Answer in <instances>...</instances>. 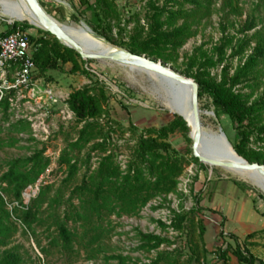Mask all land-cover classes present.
Returning a JSON list of instances; mask_svg holds the SVG:
<instances>
[{
  "label": "rangeland",
  "instance_id": "obj_1",
  "mask_svg": "<svg viewBox=\"0 0 264 264\" xmlns=\"http://www.w3.org/2000/svg\"><path fill=\"white\" fill-rule=\"evenodd\" d=\"M38 1L50 15L62 23L78 25L80 20L84 21L107 45L127 48L125 42L130 36L140 37L144 32V27L141 26H144L147 0H111L116 14L108 17L103 16L95 0ZM161 1L157 0L158 3ZM205 2L206 5L193 17H188L194 22V33L174 51L164 52L165 58H158L177 72L183 73L181 70L185 55L194 46L202 44L203 48L210 47L220 36L221 26L224 27V32L240 34L237 28L245 20L251 19L254 25L245 32L254 33L264 40V0ZM4 19L7 17L0 14L1 29L6 25ZM15 21L29 24L27 21ZM30 25L32 26L26 27L32 30L34 36L41 34L38 30L41 28ZM228 52L229 49L226 53ZM227 60L232 66L237 63L235 57ZM78 65L79 69H71V64L65 62L38 75L54 89L59 98L86 84L100 85L104 89L108 94L110 117L124 128L111 133L110 145L122 167L132 152L135 136L143 128L166 123L177 113L165 106L163 92L156 85L154 77L142 70L107 58L79 57ZM219 67L217 65L213 71H218ZM256 67L255 78L248 81L251 86L241 88L244 93L251 92L250 98L264 88V59ZM197 107L202 113L213 112V116L202 117L201 122L215 132L220 127L232 146V142L238 138L234 123L227 114L214 107L207 90L197 88ZM12 111L9 107L0 105V172L5 169L6 160L27 155L33 149L44 146L43 153L48 156V163L35 182L22 190L21 202L28 204L39 184H51L38 208L37 214L41 216V222L31 223L33 231L10 214L9 219L13 222L14 229L1 248L13 247L24 264H115V256L118 255L122 257L124 264H141L148 262L161 249L169 250L170 255L176 257L175 264H195L190 250L194 244L198 247L200 261L204 264H218V247L226 244L233 246L232 236L251 250L254 256L258 255L260 258L255 256L257 259L264 260V194L233 172L221 166L209 165L195 157L191 151L187 126L184 133L176 129L166 137L183 164L177 176L175 191L168 192L165 197L153 196L134 213H105L99 218L92 215L87 222H71L68 219L67 225L75 231L71 247L62 249L59 245L52 244L50 238L56 233L52 215L62 216L63 203H50V197L58 187L60 196L64 199L71 186L79 182L85 168L81 160L84 149L76 153V173L64 183V166L58 167L56 159L60 148L75 136L74 116L65 121L59 111L43 115L36 112V117L33 118L35 121H32L33 130L29 123L27 127L18 129V126L10 127L18 119ZM42 129L46 133L45 138ZM12 138L15 140L8 144ZM257 144L250 143L252 147ZM95 160L96 155H92L90 168L95 166ZM3 199L8 210L12 205L20 206L11 196L3 195ZM73 202L76 203V198H73ZM175 212H184L180 230L174 228L179 219ZM254 218H259L263 223L256 225ZM148 234L165 236L171 242H163L156 248H151L149 245L152 241L145 239ZM201 248H205V251L202 252ZM225 264L241 263L230 254Z\"/></svg>",
  "mask_w": 264,
  "mask_h": 264
},
{
  "label": "trees",
  "instance_id": "obj_2",
  "mask_svg": "<svg viewBox=\"0 0 264 264\" xmlns=\"http://www.w3.org/2000/svg\"><path fill=\"white\" fill-rule=\"evenodd\" d=\"M205 1L162 0L158 3L157 0H147L144 26H141L144 27L143 35L130 36L125 42L127 48L153 58H165L164 52L174 51L194 33V22L188 17H193L204 7ZM95 2L100 6L104 17L116 14L111 0ZM186 4L189 6H185ZM178 19L180 21H177ZM22 25L32 26L26 23ZM253 25V20H245L237 28L240 34L224 32V27L221 26L220 36L210 47L203 48L202 44H198L185 55L181 71L195 80L198 90H207L214 107L227 114L234 123L238 136L237 140L232 142L234 150L248 161L264 162V88L251 98V92L241 91L243 86H251L248 81L255 78L256 66L264 59V40L256 37L254 33L245 32ZM9 29L6 27L0 30V34ZM38 30L41 32L38 36L29 31V40L35 46L32 59L40 75L45 70L56 68L65 62L71 64V69H79L80 56L74 49L60 43L49 32ZM228 49L229 52L226 53ZM232 57L237 58L234 66L227 60ZM217 65H220L219 70L213 71ZM64 102L73 113L76 130L75 136L65 142L57 155L58 167L63 165L65 170L62 181H69L76 173V153L82 148L84 151L81 160L85 164L79 182L71 186L64 199L61 198L58 187L50 197V203H63L62 216L52 215L56 233L51 236L50 241L62 249H69L75 231L67 225L68 219L71 222H87L92 215L99 218L105 213H134L153 196L165 197L168 192L175 191L177 176L183 164L166 137L176 129L184 133L186 122L180 115L174 114L166 123L143 128L135 136L132 152L121 167L110 145L111 133L124 128L110 117L108 94L104 89L100 85L86 84L70 90L64 97ZM0 105L7 107L5 97L0 99ZM27 126L26 119L18 118L10 127L21 129ZM184 138L188 140L186 135ZM14 140L15 138H12L8 144H12ZM250 143L258 144L252 147ZM43 151L44 146H40L27 155L10 158L5 161L6 167L0 172V264H24L20 254L13 247L1 248L14 229L13 222L9 219L10 214L31 231V223L41 220V216L37 214L38 208L51 184H39L28 204L21 202V192L26 186L33 184L46 167L48 156ZM92 155H96V164L90 168ZM3 195L11 196L20 206L12 205L8 210ZM73 198H76V203ZM175 216L179 219L174 228L180 230L184 212H175ZM202 230L201 225L200 232ZM232 238L233 246L226 244L224 247H218V264H225L230 254L241 264H263L262 259H257L236 238ZM145 239L152 241L149 245L151 248H156L163 242H171L160 235L148 234ZM190 250L194 255L195 264H204L199 260L197 245L194 244ZM201 250L204 252L205 248ZM115 257V264H124L120 255ZM175 263L176 257L171 256L169 250L161 249L157 250L148 262L141 264Z\"/></svg>",
  "mask_w": 264,
  "mask_h": 264
},
{
  "label": "water",
  "instance_id": "obj_3",
  "mask_svg": "<svg viewBox=\"0 0 264 264\" xmlns=\"http://www.w3.org/2000/svg\"><path fill=\"white\" fill-rule=\"evenodd\" d=\"M26 1L37 14L38 20L40 22V25L35 26L49 32L60 43L74 49L81 58H107L121 64L133 66L136 69L143 70L147 74L148 72H152L154 73L153 77L155 79L156 85L175 101L180 102L187 90L194 124L196 127L199 126L197 115V83L191 76L177 72L168 65L162 63L158 58L149 57L144 53L133 52L122 46L109 44V47L105 51L89 50L88 48L83 47L81 42L74 38V36L58 25L52 19L51 15L43 8V6L39 4L38 0ZM82 22L86 27L89 28V26L84 21ZM28 23L32 24L30 22ZM217 130L219 137L211 139L210 143L207 145V148L210 152H213L214 149L219 148L221 144L223 145L222 141L229 144V141L227 140L223 130L220 127H218ZM188 137L191 140L190 147L192 154L204 163L225 168H254L258 169L262 174H264V163L246 160L244 157L239 155L232 146L230 148L232 155L237 157L238 160L217 158L213 156L212 153H206L205 150H201L200 139L195 130L193 132L188 130ZM24 196L26 197V195Z\"/></svg>",
  "mask_w": 264,
  "mask_h": 264
},
{
  "label": "built area",
  "instance_id": "obj_4",
  "mask_svg": "<svg viewBox=\"0 0 264 264\" xmlns=\"http://www.w3.org/2000/svg\"><path fill=\"white\" fill-rule=\"evenodd\" d=\"M3 22L6 24L4 28L10 29L0 34V99L5 97L7 107L13 110L16 118L26 119L31 130L36 112L43 115L59 111L65 121L71 119L73 113L64 102V97L59 98L38 75L32 59L35 46L29 40L27 28L12 19H4ZM42 133L45 138L43 129ZM32 135L35 133L32 132Z\"/></svg>",
  "mask_w": 264,
  "mask_h": 264
},
{
  "label": "bare ground",
  "instance_id": "obj_5",
  "mask_svg": "<svg viewBox=\"0 0 264 264\" xmlns=\"http://www.w3.org/2000/svg\"><path fill=\"white\" fill-rule=\"evenodd\" d=\"M39 4L41 5L40 2ZM0 14L7 17V19L27 21L34 25H40L37 14L30 7V5L26 0H0ZM51 17L58 25H60L64 30H66L72 36H74V38H76L79 42H81L83 47L88 48L89 50L92 51H105L109 47V44L107 45L105 41H103V39L99 38V35L97 36L92 31L91 28L86 27L81 20H80L81 22L80 24L71 25L58 21L52 15ZM130 67L134 68L133 66ZM148 75L153 77L154 73L148 72ZM163 95H164L163 101L165 106L170 111L178 113L184 119L189 131L191 130L193 132L195 130L197 132L200 139L201 150H205L206 153H212V155L217 158L238 160L237 157L232 155L230 149L231 148L230 142L229 144H227L224 141H222L223 145L221 144V146L219 148L214 149L213 152H210L208 150L207 145L210 143V140L219 137L218 130L217 132H215L212 129L205 127L201 122V118L207 116H213L212 111L211 112L205 111L204 113H202L198 108L197 115H198L199 126L196 127L192 116V110H191L190 100L188 97L187 90H186V94L184 95L183 99L180 102L171 99L164 92ZM225 169L249 181L264 194V174H262L258 169L241 168V167L239 168L227 167Z\"/></svg>",
  "mask_w": 264,
  "mask_h": 264
},
{
  "label": "crops",
  "instance_id": "obj_6",
  "mask_svg": "<svg viewBox=\"0 0 264 264\" xmlns=\"http://www.w3.org/2000/svg\"><path fill=\"white\" fill-rule=\"evenodd\" d=\"M28 31H31L30 29L27 28ZM35 31V30H34ZM261 221V222H260ZM253 222L256 224V225H259L258 223H263L262 220H260L259 218H254ZM255 227V226H254ZM251 251V250H250ZM252 252V251H251ZM254 255V254H253ZM256 256V255H255ZM257 258H260L258 255L256 256ZM263 260V259H262ZM263 264H264V260H263Z\"/></svg>",
  "mask_w": 264,
  "mask_h": 264
}]
</instances>
